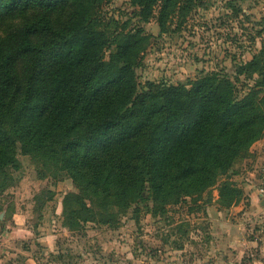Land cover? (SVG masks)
I'll use <instances>...</instances> for the list:
<instances>
[{
    "label": "trees",
    "instance_id": "16d2710c",
    "mask_svg": "<svg viewBox=\"0 0 264 264\" xmlns=\"http://www.w3.org/2000/svg\"><path fill=\"white\" fill-rule=\"evenodd\" d=\"M129 1L141 20L159 6L162 31L180 2L183 15L192 2ZM101 2L0 0V21L20 20L0 36V172L13 164L17 145L60 165L79 189L63 198L71 229L132 204L137 214L148 199V211L165 216L168 205L216 184L220 206L239 201L243 190L228 171L264 132V50L239 66L238 73L257 75L240 97L229 76L213 72L189 87L138 90L148 36L104 21Z\"/></svg>",
    "mask_w": 264,
    "mask_h": 264
},
{
    "label": "rangeland",
    "instance_id": "374dc122",
    "mask_svg": "<svg viewBox=\"0 0 264 264\" xmlns=\"http://www.w3.org/2000/svg\"><path fill=\"white\" fill-rule=\"evenodd\" d=\"M183 4L170 12L163 31L159 6L141 20L129 0H102L99 15L147 34L135 71L138 90L151 83L189 87L213 72L229 76L242 96L257 75L238 73L239 66L264 50V0H192L185 15ZM19 22L0 21V36ZM59 166L17 145L13 164L0 172V264H264V206L251 200L264 167V132L228 171L243 190L228 207L218 204L216 184L196 200L168 205L165 216L150 213L148 199L137 214L132 204L119 216L71 229L63 198L79 189ZM84 202L100 209L87 195Z\"/></svg>",
    "mask_w": 264,
    "mask_h": 264
},
{
    "label": "built area",
    "instance_id": "2783aa9c",
    "mask_svg": "<svg viewBox=\"0 0 264 264\" xmlns=\"http://www.w3.org/2000/svg\"><path fill=\"white\" fill-rule=\"evenodd\" d=\"M254 186L259 198L264 197V167L260 170L258 181Z\"/></svg>",
    "mask_w": 264,
    "mask_h": 264
},
{
    "label": "crops",
    "instance_id": "0c3cea01",
    "mask_svg": "<svg viewBox=\"0 0 264 264\" xmlns=\"http://www.w3.org/2000/svg\"><path fill=\"white\" fill-rule=\"evenodd\" d=\"M251 200H252L254 203H258V204H260V200H261V198H259V196L257 195L256 191L251 193ZM12 228H13L14 230L16 229V227H12Z\"/></svg>",
    "mask_w": 264,
    "mask_h": 264
},
{
    "label": "water",
    "instance_id": "95a60500",
    "mask_svg": "<svg viewBox=\"0 0 264 264\" xmlns=\"http://www.w3.org/2000/svg\"><path fill=\"white\" fill-rule=\"evenodd\" d=\"M260 205L264 206V197L261 198Z\"/></svg>",
    "mask_w": 264,
    "mask_h": 264
}]
</instances>
